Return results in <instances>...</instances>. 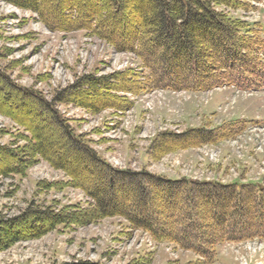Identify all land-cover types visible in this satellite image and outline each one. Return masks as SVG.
I'll use <instances>...</instances> for the list:
<instances>
[{"label": "trees", "instance_id": "16d2710c", "mask_svg": "<svg viewBox=\"0 0 264 264\" xmlns=\"http://www.w3.org/2000/svg\"><path fill=\"white\" fill-rule=\"evenodd\" d=\"M2 1L37 14L39 21L52 31H82L103 39L115 49L135 55L140 68L148 70V74L144 76L128 69L102 78L83 76L73 86L58 92L50 102L34 91L16 87L6 75L0 74L16 93L44 107L45 113L41 116H48V122L60 131L63 144L74 148L84 162L111 179L107 188L84 183L76 167L67 164L63 157L53 156V144L45 137L43 124L26 120V110H30L28 101L13 102L11 111L0 103V113L23 131L16 135L12 144L0 145V161L3 162L0 177L26 175L30 167L45 161L67 180L43 181L37 184L38 187L78 189L90 199L88 207L67 205L57 211L54 206L32 202L17 218L0 217V252L24 241L40 239L60 227H84L114 217L126 220L134 230L148 233L158 243L192 251L200 257L195 264H214L216 247L227 241L264 239L261 208L264 195L260 194V187L185 178L171 180L146 171L116 169L101 158L91 147V140L78 134L70 120L56 108L59 104L74 105L91 114L112 110L117 116L132 109L131 98L158 89L194 93L220 87H235L244 92L261 90L264 83V28L256 31L250 24L218 9H242L245 5L242 0H135L138 19L124 15L131 0ZM13 97L7 94L5 99ZM232 133L223 128L190 130L177 137L163 133L153 143L161 142L166 147L160 155L163 156L219 143L233 137ZM19 141L24 145H18ZM119 180L126 181V185L136 183V193H125L118 204L113 199L116 194L114 183ZM151 187L164 190L162 199L154 195ZM34 214L30 231L14 229ZM245 225L249 230L243 232ZM151 261L143 257L129 264H151Z\"/></svg>", "mask_w": 264, "mask_h": 264}, {"label": "rangeland", "instance_id": "374dc122", "mask_svg": "<svg viewBox=\"0 0 264 264\" xmlns=\"http://www.w3.org/2000/svg\"><path fill=\"white\" fill-rule=\"evenodd\" d=\"M242 1L245 4L242 9H218L250 24L256 31L263 29L264 0ZM137 12L135 0H131L124 15L138 19ZM128 69L144 76L148 74V70L140 68L135 55L121 52L103 39L82 31H52L39 21L37 14L0 0V74L6 75L16 87L34 91L50 102L58 92L73 86L83 76L102 78ZM262 85L260 92L252 94L222 87L201 93L153 90L130 97L134 103L132 109L117 116L112 110L91 114L74 105L59 104L56 108L70 120L78 134L91 140V147L101 158L116 169L146 171L171 180L185 178L224 185H250L260 187V194L264 195V83ZM7 94L15 97L8 102ZM15 101H28L30 110H26V120L43 124L44 135L53 144L54 157H63L67 164L76 167L87 185L110 186L107 174L84 162L74 148L60 141L63 136L60 131L48 122V116H41L45 113L44 107L16 93L1 76L0 103L11 111ZM220 128L234 131V136L163 156L160 155L166 147L161 142L153 143L163 133L177 137L190 130ZM18 133L23 131L0 113V145L12 144ZM18 145L24 142L19 141ZM63 180H67L66 177L45 161L30 167L26 175L0 177V217L17 218L32 202L54 206L56 211L67 205L88 207L90 199L78 189L47 190L45 186H37L43 181ZM125 183L122 180L114 183L113 200L118 204L125 193H136V183ZM151 188L154 195L162 199L164 190ZM219 207L223 208L221 204ZM261 208L264 212V205ZM34 219L35 214L14 229L30 231ZM244 229L243 232L249 230L246 225ZM254 240L222 243L220 247H224H216L215 264H263L262 247L239 245ZM143 257L150 258L151 264H195L200 259L192 251L158 243L148 233L134 230L126 220L114 217L84 227H60L40 239L15 244L0 252V264H129Z\"/></svg>", "mask_w": 264, "mask_h": 264}, {"label": "crops", "instance_id": "0c3cea01", "mask_svg": "<svg viewBox=\"0 0 264 264\" xmlns=\"http://www.w3.org/2000/svg\"><path fill=\"white\" fill-rule=\"evenodd\" d=\"M222 247H224V246H221L220 248H222ZM223 257V256H222ZM263 264H264V262H262Z\"/></svg>", "mask_w": 264, "mask_h": 264}]
</instances>
